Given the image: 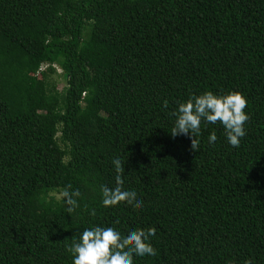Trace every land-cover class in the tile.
<instances>
[{"label": "trees", "instance_id": "16d2710c", "mask_svg": "<svg viewBox=\"0 0 264 264\" xmlns=\"http://www.w3.org/2000/svg\"><path fill=\"white\" fill-rule=\"evenodd\" d=\"M205 90L246 97L238 146L171 135ZM113 158L142 207L101 204ZM93 224L155 227L133 264H264V0H0V264H72Z\"/></svg>", "mask_w": 264, "mask_h": 264}, {"label": "clouds", "instance_id": "9594fccd", "mask_svg": "<svg viewBox=\"0 0 264 264\" xmlns=\"http://www.w3.org/2000/svg\"><path fill=\"white\" fill-rule=\"evenodd\" d=\"M166 103V102H165ZM246 97L239 91L214 93L205 90L200 94H191L190 97L178 102L171 115L174 117L171 135H187L190 137V147L197 150L201 121L215 124L217 121L223 126L227 143L233 147L240 144V138L246 135L245 122L249 119L245 111ZM217 140L215 131L208 134L207 141L213 144ZM115 186L100 185L101 204L105 207L116 206L121 202L142 207L143 200L137 195L135 188H125L121 173L124 171L121 160L113 158ZM66 212L72 213L77 207L76 197L80 195L78 189L66 185L61 193ZM95 215V210L90 212ZM156 234L155 227H129L121 232L113 226L93 224L83 228L79 236L70 243H65L66 250L72 254V264H133L135 256H155L150 237ZM226 264H235L229 259ZM243 264H253L251 259L244 260Z\"/></svg>", "mask_w": 264, "mask_h": 264}, {"label": "rangeland", "instance_id": "374dc122", "mask_svg": "<svg viewBox=\"0 0 264 264\" xmlns=\"http://www.w3.org/2000/svg\"><path fill=\"white\" fill-rule=\"evenodd\" d=\"M61 74V70L58 71ZM56 84L59 86V88H62L65 85V80L62 77H56Z\"/></svg>", "mask_w": 264, "mask_h": 264}]
</instances>
